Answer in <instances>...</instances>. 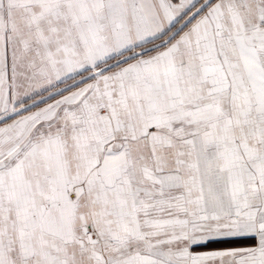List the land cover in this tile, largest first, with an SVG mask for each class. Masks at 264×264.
Here are the masks:
<instances>
[{"label":"snow or ice","instance_id":"obj_1","mask_svg":"<svg viewBox=\"0 0 264 264\" xmlns=\"http://www.w3.org/2000/svg\"><path fill=\"white\" fill-rule=\"evenodd\" d=\"M0 264H264V0H0Z\"/></svg>","mask_w":264,"mask_h":264},{"label":"crops","instance_id":"obj_2","mask_svg":"<svg viewBox=\"0 0 264 264\" xmlns=\"http://www.w3.org/2000/svg\"><path fill=\"white\" fill-rule=\"evenodd\" d=\"M251 243L252 241H248V240H233V241H227V242H222V243L210 244L208 246V249H196V250L204 251V250L229 249V248H235V247H243Z\"/></svg>","mask_w":264,"mask_h":264}]
</instances>
